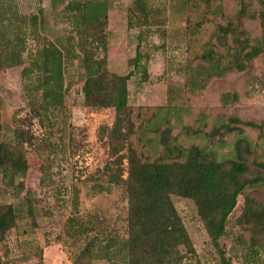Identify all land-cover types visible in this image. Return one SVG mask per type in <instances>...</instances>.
I'll list each match as a JSON object with an SVG mask.
<instances>
[{"label": "trees", "instance_id": "obj_1", "mask_svg": "<svg viewBox=\"0 0 264 264\" xmlns=\"http://www.w3.org/2000/svg\"><path fill=\"white\" fill-rule=\"evenodd\" d=\"M117 1L51 0V18L42 0L30 14L22 13L16 0H0V72L22 68L26 101L14 115L13 134L0 138V172L13 189L24 191L29 156L36 153L42 185L53 184L54 157L64 142L40 130L67 117L68 74L78 62L85 107L115 113L112 125L99 129L106 159L90 181L99 194L124 189L128 208L125 238L91 237L94 227L69 219L71 238L86 235L75 264L119 256L125 264L197 263L175 197L195 204L215 248L230 235L231 218L243 197L240 239L247 251L257 253L264 241V120L234 112L245 92L219 93L220 110L207 100L216 82L247 73L264 57V0H234L232 12L231 0H181L186 44L182 99L158 106L130 104L129 82L139 76L147 83L153 54L168 51L164 40L171 0H131L128 29L139 33L126 75L111 71L108 60L109 12ZM155 36L163 42L155 44ZM26 207L35 217V198L28 197ZM22 211L12 203L0 205V243L18 227ZM35 258L33 264H45L42 249ZM221 259L229 264L224 253ZM0 264L18 263L0 259Z\"/></svg>", "mask_w": 264, "mask_h": 264}, {"label": "rangeland", "instance_id": "obj_2", "mask_svg": "<svg viewBox=\"0 0 264 264\" xmlns=\"http://www.w3.org/2000/svg\"><path fill=\"white\" fill-rule=\"evenodd\" d=\"M16 2L20 11L25 14L35 12L39 6L38 0ZM171 3L167 27L169 37L164 40L168 51L153 54L149 62L150 79L147 83H142L139 76L131 79L129 92L132 105L158 106L166 105L172 100L181 102L184 86L181 67L186 45L183 33L185 19L181 13V0H171ZM50 5L51 0H42V6L52 18ZM130 6L131 0H120L114 3L109 12V68L120 75L131 71L129 61L135 57L138 44L139 30L128 29ZM235 8L236 3L231 0L230 11ZM153 42L161 44L163 41L155 36ZM21 72V67L0 72L1 139L13 134L14 115L26 103ZM82 76L83 72L76 62L68 74L70 90L67 94V117H59L58 125L54 128L47 126L45 131L40 130L50 133L54 141L64 142L60 145L61 152L54 157L53 184L42 185V161L36 153L29 156L31 170L25 180L24 191L13 189L9 178L0 172V205L12 203L23 210L24 217L18 227L0 243L1 260L33 264L37 262L36 252L42 249L45 264H75L86 235L81 239H73L68 235L67 223L70 218H79L86 228L94 227L95 230L89 236L99 237L100 240L105 241L115 234L122 238L126 236L128 204L125 190L112 187L109 192L99 194L100 188L90 181L106 159L105 151L98 142L99 129L103 125H112L115 113L112 110H92L85 107ZM233 81L237 83L232 85ZM230 89L245 92L247 96L234 110L237 115L246 119L264 120V57L254 62L247 73H235L225 81L216 82L211 87L207 100L212 109L220 110L219 93ZM195 102L197 106L202 105L200 99ZM28 197L36 200L35 217L26 212ZM260 198L264 202V193ZM243 202L244 198L240 197L238 209L231 218L230 235L221 241L220 248H215L198 216L195 204L191 200L174 198L178 213L197 251L198 262L192 264H224L222 253L229 264H264V241L257 248V253L247 251L246 246L241 243L240 233L243 232L237 222ZM93 264L125 262L119 256L113 261L97 260Z\"/></svg>", "mask_w": 264, "mask_h": 264}]
</instances>
